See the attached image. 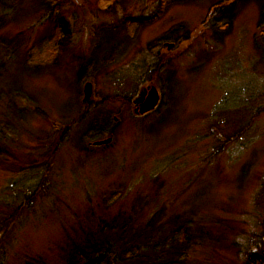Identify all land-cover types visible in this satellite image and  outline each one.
Segmentation results:
<instances>
[{"label":"rangeland","instance_id":"obj_1","mask_svg":"<svg viewBox=\"0 0 264 264\" xmlns=\"http://www.w3.org/2000/svg\"><path fill=\"white\" fill-rule=\"evenodd\" d=\"M172 1L0 0V264H264V0Z\"/></svg>","mask_w":264,"mask_h":264},{"label":"trees","instance_id":"obj_2","mask_svg":"<svg viewBox=\"0 0 264 264\" xmlns=\"http://www.w3.org/2000/svg\"><path fill=\"white\" fill-rule=\"evenodd\" d=\"M178 1L180 0H173L172 2H178ZM217 9L218 7L215 9L214 14L211 16H214L216 14ZM206 26H208V24H206ZM105 127L106 126L99 127V131L107 130L105 129ZM131 217L132 216H130L128 220H131ZM125 218L127 217L119 213L115 217H113L111 221H109L108 223L107 222L104 223L106 225L107 232L101 233L100 236H105L108 243L101 242V243L93 244V241H91V244L88 245L87 243L84 249L83 247L76 249L75 252H73L66 259L63 260L64 261L63 264H115V261H116L115 258L118 256V252L122 250L124 251L126 249L127 251H125V255L128 254L127 258L132 259L134 264H150L149 263L150 261L156 262V264H160L159 263L160 260H162L163 262L162 264H172V263L176 264L172 261V259L163 260L165 257L163 256L164 258H162L161 257L162 254H159L157 252L156 254H154V256L148 255L147 253H145L144 255H139V254L135 255V251L133 249H128V246L133 245L134 243H137V241L139 240L138 236L141 235L143 240L145 238L148 239L147 241L148 245L146 244L145 247L149 248L151 251H153L154 248H157L155 250H158V252L162 251L161 253H164L169 250L170 252L176 251L177 247L175 246V243L176 244L181 243V242L184 243V241L187 242L188 240V235L186 234V230L183 226L178 227V229L175 230V233L173 234L174 238L166 239L165 241L163 239L159 241V243H161L160 246L158 245L152 246L150 245V243L152 242L153 238H148L147 236H145L147 234L146 233L147 231L133 230L135 231L133 233L131 231L133 229L131 224H124L123 226V222L121 220H125ZM157 230L158 229L152 230V233ZM127 233L129 235L127 239L125 240L124 234H127ZM117 234H122L121 237H123V239L119 242L116 240V238H119L117 237ZM167 242L169 243V246L171 247L169 250H167V245H166ZM113 248H116V249L114 250ZM144 260H147V261L145 262Z\"/></svg>","mask_w":264,"mask_h":264},{"label":"water","instance_id":"obj_3","mask_svg":"<svg viewBox=\"0 0 264 264\" xmlns=\"http://www.w3.org/2000/svg\"><path fill=\"white\" fill-rule=\"evenodd\" d=\"M91 94H92V85L88 83L84 88V100L83 101L87 102L89 100V98L91 97ZM157 102H158L157 95L148 96L146 102L143 103L139 112L141 114H145L147 112H150L151 110H153L156 107ZM110 141H111V139H108V140L103 141V142L95 143L94 145L95 146L107 145L110 143Z\"/></svg>","mask_w":264,"mask_h":264},{"label":"flooded vegetation","instance_id":"obj_4","mask_svg":"<svg viewBox=\"0 0 264 264\" xmlns=\"http://www.w3.org/2000/svg\"><path fill=\"white\" fill-rule=\"evenodd\" d=\"M97 9H98V11H99V9H101V10H102V9H103V10H106V9H108V8H107V7H105V8H104V7H99V8H97ZM97 9H96V10H97ZM99 12L101 13L102 11H99ZM51 23H52V22H51ZM53 24L56 26V23L53 22ZM170 45H171V44H168L167 47L170 46ZM172 45H173V44H172ZM171 47H172V46H171ZM170 49H171V48H170ZM170 49H169V50H170Z\"/></svg>","mask_w":264,"mask_h":264}]
</instances>
